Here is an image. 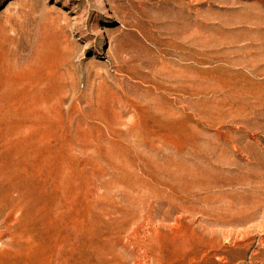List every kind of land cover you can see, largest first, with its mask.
Wrapping results in <instances>:
<instances>
[{
  "label": "rangeland",
  "instance_id": "obj_1",
  "mask_svg": "<svg viewBox=\"0 0 264 264\" xmlns=\"http://www.w3.org/2000/svg\"><path fill=\"white\" fill-rule=\"evenodd\" d=\"M0 264H264V0H0Z\"/></svg>",
  "mask_w": 264,
  "mask_h": 264
}]
</instances>
